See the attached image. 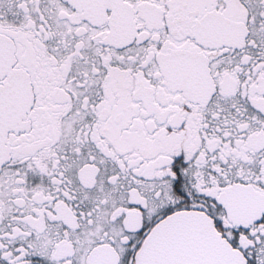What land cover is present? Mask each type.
I'll return each instance as SVG.
<instances>
[{
    "label": "snow or ice",
    "instance_id": "obj_1",
    "mask_svg": "<svg viewBox=\"0 0 264 264\" xmlns=\"http://www.w3.org/2000/svg\"><path fill=\"white\" fill-rule=\"evenodd\" d=\"M0 264H264V0H0Z\"/></svg>",
    "mask_w": 264,
    "mask_h": 264
}]
</instances>
